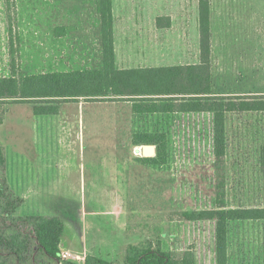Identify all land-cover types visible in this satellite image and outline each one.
Instances as JSON below:
<instances>
[{
	"label": "rangeland",
	"instance_id": "1",
	"mask_svg": "<svg viewBox=\"0 0 264 264\" xmlns=\"http://www.w3.org/2000/svg\"><path fill=\"white\" fill-rule=\"evenodd\" d=\"M76 1L0 0V77L12 74L13 59L18 76L102 66L98 17L78 15ZM211 1L214 91L264 95V0ZM179 16L178 30L158 41L166 48L151 49L160 60L152 64L200 62L199 26L192 25V11L187 20ZM62 25L71 28L62 32ZM127 34L118 37L120 60L141 50L148 56L146 48L123 47ZM129 61L121 65H137ZM59 107L57 114L38 115L32 103H0V149L11 197L26 195L9 218L61 217L60 247L70 260L84 264L94 255L121 264L130 244L152 242L176 254L192 250L197 264H216L214 222L184 213L214 208L220 187L230 206H264V111L229 114L225 162L217 166L211 114L173 113L155 120L161 127H140L147 119L134 118L123 101L80 98ZM153 130L169 136L162 166L143 164L138 157L153 156L137 154L131 143L136 132ZM23 172L54 184L56 192L17 191ZM229 258L264 264L263 220L231 223Z\"/></svg>",
	"mask_w": 264,
	"mask_h": 264
},
{
	"label": "trees",
	"instance_id": "2",
	"mask_svg": "<svg viewBox=\"0 0 264 264\" xmlns=\"http://www.w3.org/2000/svg\"><path fill=\"white\" fill-rule=\"evenodd\" d=\"M97 3L101 19L102 66L18 76L16 60L13 59L12 74L0 77V103H32L38 115L57 114L61 103L79 101L80 98L87 101H131L138 113H208L213 116L216 165L222 166L227 153L229 114L264 111V95H222L214 91L212 1L199 0V63L128 69L118 68L116 64L112 0H97ZM162 19H157L158 25ZM4 111L5 108L0 109V124ZM168 137L164 130L136 132L133 145L157 146L156 156L138 157V160L146 165H165L169 157ZM3 163L0 149V165ZM10 192L6 182L0 181V264H81L61 256L60 243L66 228L61 217L40 214L9 218L23 201L21 197H11ZM217 193L214 208L186 211L184 216L189 220L214 222L216 264H230L231 223L264 221V206H230L228 193L223 187ZM22 224L30 229L24 231ZM84 264L113 263L88 255ZM121 264H197V260L192 250L176 254L164 250L160 244L148 242L130 244Z\"/></svg>",
	"mask_w": 264,
	"mask_h": 264
},
{
	"label": "crops",
	"instance_id": "3",
	"mask_svg": "<svg viewBox=\"0 0 264 264\" xmlns=\"http://www.w3.org/2000/svg\"><path fill=\"white\" fill-rule=\"evenodd\" d=\"M92 0H78L76 1L78 15L80 16H89V14L98 17V23L96 24L101 31V19L100 12L97 6V0H93L96 3L95 7H91ZM192 11V16L195 24L192 25L199 26V0H112V14L114 17V33H115V51H116V64L118 68L128 69V68H148V67H160V66H171L165 63L152 64L156 61H160L157 54L151 50L152 48H166L165 43L158 42L166 40L171 36V32L178 30L176 25L175 17H184V19H189L190 12ZM163 17L161 20V25H158L157 19ZM168 19V20H165ZM89 21L85 22V25H88ZM170 23L169 26H166ZM189 23V22H188ZM186 25H188L186 23ZM65 26V27H64ZM71 26L62 25V32L69 31ZM122 33L128 32L127 36L124 39L123 47L126 48H146L148 49V56L145 55V51H136V54L127 55L124 61L120 60V45L118 42V37ZM166 32H169L167 35ZM61 36V35H60ZM160 36L162 38H160ZM198 37H196L197 40ZM200 41V38H199ZM199 41H197L199 43ZM196 42L197 48H199L198 43ZM137 50V49H135ZM131 56V57H130ZM136 61V66H123L122 62L127 61ZM129 61V62H130ZM198 62L190 63L197 64ZM102 65V55H101V64ZM181 65V64H177ZM99 66L98 68H100ZM102 102V101H100ZM130 105L132 110L131 114L134 118L139 121H146L145 123H139L140 127H161L162 125L159 122L155 121L159 118H167V113L155 112V113H138L133 108V103L131 101H123ZM174 113H183V112H174ZM188 113V112H184ZM183 113V114H184ZM170 115L173 113H169ZM166 115L165 117H163ZM173 116V115H171ZM156 122V123H155ZM134 135V134H133ZM133 137V136H132ZM131 137V138H132ZM132 143V140H131ZM3 155V154H2ZM4 163L0 165V181H5L9 187L8 172L6 168V161L3 156ZM40 176L37 175H26L24 172L21 176L20 186L21 188L17 191L20 192H37V193H50L56 192L54 189V184H49L44 182ZM10 189V187H9ZM12 191V189H10ZM14 191V190H13ZM16 191V192H17ZM58 191V190H57ZM26 195L21 194V198L25 204ZM28 202V201H27ZM22 204V205H23ZM27 205V204H26ZM18 210V209H17ZM2 209H0V214ZM31 215V214H29ZM42 215V214H41ZM44 215V214H43ZM47 215V214H46ZM50 216L51 213L49 214Z\"/></svg>",
	"mask_w": 264,
	"mask_h": 264
},
{
	"label": "water",
	"instance_id": "4",
	"mask_svg": "<svg viewBox=\"0 0 264 264\" xmlns=\"http://www.w3.org/2000/svg\"><path fill=\"white\" fill-rule=\"evenodd\" d=\"M137 154H144L145 156H154L156 153V148L154 145H144V146H137L135 148Z\"/></svg>",
	"mask_w": 264,
	"mask_h": 264
},
{
	"label": "built area",
	"instance_id": "5",
	"mask_svg": "<svg viewBox=\"0 0 264 264\" xmlns=\"http://www.w3.org/2000/svg\"><path fill=\"white\" fill-rule=\"evenodd\" d=\"M61 256L64 258V259H69L70 260V253L68 252V251H63L62 253H61ZM74 258V257H73ZM77 260H80V257L79 256H76L75 257Z\"/></svg>",
	"mask_w": 264,
	"mask_h": 264
}]
</instances>
